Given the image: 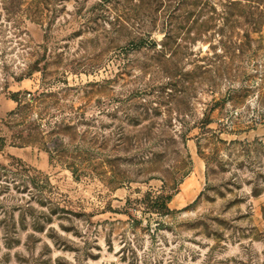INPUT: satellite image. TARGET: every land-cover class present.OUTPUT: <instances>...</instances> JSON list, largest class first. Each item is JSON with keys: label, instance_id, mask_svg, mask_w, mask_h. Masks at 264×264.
<instances>
[{"label": "rangeland", "instance_id": "1", "mask_svg": "<svg viewBox=\"0 0 264 264\" xmlns=\"http://www.w3.org/2000/svg\"><path fill=\"white\" fill-rule=\"evenodd\" d=\"M176 22L191 83L156 67ZM133 30L156 48L117 49ZM6 71L25 76L4 86ZM42 88L44 141L10 145L18 127L0 122L17 178L0 194V264H264V0H0V120L9 91ZM204 116L183 147L182 121ZM161 178L166 214L140 200Z\"/></svg>", "mask_w": 264, "mask_h": 264}, {"label": "trees", "instance_id": "2", "mask_svg": "<svg viewBox=\"0 0 264 264\" xmlns=\"http://www.w3.org/2000/svg\"><path fill=\"white\" fill-rule=\"evenodd\" d=\"M180 2H183V0H180ZM190 3V2H189ZM199 1H195V5H198ZM168 25H171V22H166ZM193 22L191 24H188V27L185 29L186 32H189L190 29L193 28ZM208 22H201L199 27H205L207 26ZM128 22H124L121 26H128ZM186 22H176L174 23V26L172 24V27L166 29L164 34V43L160 45V48L156 50L155 52V59L160 60L162 59V63L157 64L156 67H160L161 70L165 71L168 77L176 78L178 74H182L185 78H180V80L184 79L186 82L192 80H188L187 78L191 75L190 70H186L184 68L179 67V61L178 57L184 58L186 56V45L181 44L180 42L176 41V37L183 31H181L183 28H185ZM200 30L198 29L196 33H199ZM148 32L143 30L138 31H132L131 33L128 32L127 37L125 38L124 43L122 45H119L120 50H123V52L128 51H141L142 49H155L157 46V43L152 38L148 37ZM110 47V46H109ZM151 66V65H146ZM197 68H200L199 66ZM35 71H42L40 68L36 66L34 68ZM45 74V73H44ZM25 75H19V76H13L12 72H4L3 74V82L4 86H8V78H14L15 80H20ZM28 76V75H27ZM196 76V75H193ZM189 83V82H188ZM44 87V86H43ZM52 92L48 91L47 88H42L41 90H16V91H9L8 92V98L11 99L15 105L13 108L8 110L5 114V116L0 120L1 123L5 124L6 126L10 128H16V132L12 133L10 135V145L14 146H23L25 144L34 143L35 141H44V135L46 133H49V131H45L41 128L42 124L47 123V117L46 112L40 110L41 104L51 96ZM25 95H28L26 97ZM128 100V98H126ZM142 106H144L143 112L148 113L149 107H151L150 103H142ZM152 108V107H151ZM141 112L132 114L131 118L132 120L140 121L139 115ZM44 121V122H43ZM210 122L209 118L207 116L201 117L198 122H193L192 124H188L187 122L182 121L183 127H185V130H181L180 134L178 135L180 138V143L183 145V147H186V141L191 138L190 132L191 129H194L195 127L203 128L207 127L208 123ZM122 134V132H121ZM117 138L116 146L121 144L122 136ZM131 138H127L125 143H129ZM6 143V138L3 135H0V150L3 148V146ZM63 142L61 140H54L52 149L54 151H59L62 149H66V143L65 145L62 144ZM122 143H124L122 141ZM137 147V145H136ZM164 149L166 148V145H161ZM127 148V147H126ZM128 149V148H127ZM11 158H14V156H10ZM13 163L19 169L25 168L24 164L19 159H12ZM0 169L4 172L0 173V177H2V181H4V185H0V194L3 193L2 191H7L10 189L9 184L14 182V187H16L15 181H17V178L15 176H9L7 174V168L5 165L0 164ZM6 171V172H5ZM185 175L184 173L182 176ZM161 187L154 191L151 189L145 190L143 196L140 198V200L145 204L146 208L150 212L159 213V214H166L169 211L168 202L171 199L174 191H166L165 186V180H162ZM4 187V190L3 188ZM54 204V207H57L59 209H65L64 207L58 206V204Z\"/></svg>", "mask_w": 264, "mask_h": 264}]
</instances>
